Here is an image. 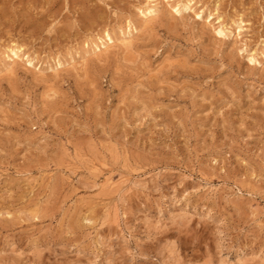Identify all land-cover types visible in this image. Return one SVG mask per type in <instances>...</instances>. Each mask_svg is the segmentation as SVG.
I'll return each mask as SVG.
<instances>
[{
  "label": "rangeland",
  "instance_id": "rangeland-1",
  "mask_svg": "<svg viewBox=\"0 0 264 264\" xmlns=\"http://www.w3.org/2000/svg\"><path fill=\"white\" fill-rule=\"evenodd\" d=\"M0 264H264V0H0Z\"/></svg>",
  "mask_w": 264,
  "mask_h": 264
},
{
  "label": "bare ground",
  "instance_id": "bare-ground-1",
  "mask_svg": "<svg viewBox=\"0 0 264 264\" xmlns=\"http://www.w3.org/2000/svg\"><path fill=\"white\" fill-rule=\"evenodd\" d=\"M180 3V2H179ZM178 3V4H179ZM190 8V6H189V3H187V1H186V3H182V4H180V5H178L177 6V9H176V11L178 12V11H180V9H185V10H187V9H189ZM152 11V10H151ZM149 14V13H148ZM147 14V15H148ZM219 33H221V32H219ZM223 33V32H222ZM221 33V34H222ZM110 38V37H109ZM111 41V40H110ZM125 41H127V40H125ZM97 49V48H96ZM17 51V50H16ZM16 51H11V53H12V55H13V61H15L16 59H19L20 58V56L18 55V53L16 52ZM9 58H11V57H9ZM254 58V57H253ZM27 60H28V58H27ZM252 60V59H251ZM31 60H29V63H30V65H31V62H30ZM27 64H28V62H27Z\"/></svg>",
  "mask_w": 264,
  "mask_h": 264
}]
</instances>
